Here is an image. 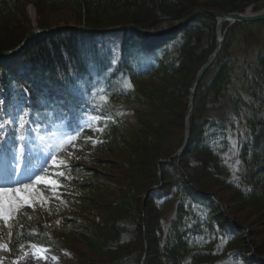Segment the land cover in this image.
Segmentation results:
<instances>
[{"label":"trees","instance_id":"1","mask_svg":"<svg viewBox=\"0 0 264 264\" xmlns=\"http://www.w3.org/2000/svg\"><path fill=\"white\" fill-rule=\"evenodd\" d=\"M29 1L35 5L38 14L44 17L45 21L39 22L40 28L53 27L54 22L50 16L67 7L69 3L80 8V23L83 22L85 16V26L96 29L125 24H134L148 29L163 21L181 20L199 8L191 3V0ZM259 1L262 0H223L219 3H212L209 7L222 12H243L247 7ZM8 2H13L14 13H17L22 20L24 12L15 0H0V9H5ZM263 6L264 4L256 5L254 10H259ZM108 12L115 15V18L106 14ZM48 15L50 16L47 17ZM102 18H106L107 21L102 23ZM251 26L264 28V21L238 22L227 29L215 62L202 76L195 91L196 94L200 89L207 90L208 85L213 83L215 88L212 89L211 94L214 97L224 95L230 99L228 105L232 117H225L228 113L226 111L220 117L214 114L205 117L200 115L195 119L190 117L189 146L192 147L198 142L199 150L204 151L202 162L215 173L217 178L223 183L252 195L254 191L250 186L251 176L247 175L252 157L257 151L254 142L264 123V48L253 55H250V52L244 55L236 53L238 52V34L249 30ZM21 27L20 21L17 23L14 18L10 17L6 21L0 19V52L19 45L33 30L31 27L20 29ZM115 34L117 36H113L114 39L111 41L114 42L112 48L108 38L112 33L109 32L98 33L64 28L33 35L21 50L9 55H0V102L3 104V102L20 98L23 104L28 103L31 108L40 111L43 110L41 107L43 104L48 110H44L42 121L66 119L71 125L78 115L95 114L94 110L100 111L99 116L101 117L107 116V109L110 108L112 102L117 100L137 102L139 106L145 103V98L158 101L162 103L158 104L159 118L154 120L153 114L137 110L138 121L143 130L136 132L137 137H134L131 142L123 140L131 147V152L135 155L139 166L146 168L149 161L155 158L168 159L172 155L168 152L171 146L168 148L166 145L168 137L163 136L169 122L172 125L179 121V118L175 117L173 112L175 107L172 104L182 93L183 82L188 81L190 77H192L191 83L193 82L196 74L214 50L217 20L214 17L200 14L179 30L172 32L169 37L154 39L150 45L145 42L147 36L136 29H122ZM243 37L244 34L239 40L241 41ZM262 39L264 41V32ZM143 45L147 49L144 53L140 48ZM251 56L256 57L253 59ZM239 63L244 66L239 67ZM177 76L183 82L162 88L150 85L142 88V91L141 89L137 91L133 84L135 78L154 79L158 83L168 84V81L174 82L173 78ZM234 89L236 92L232 95ZM23 90L26 92L20 94ZM105 96L107 97L106 102ZM194 104H197L196 100ZM146 117L152 118L153 122L143 120ZM180 122L182 134L179 140L182 144L185 130L183 116ZM117 124L118 121L113 122V126ZM112 130L114 131L113 128ZM86 134H91V130L84 129L81 137ZM193 135L197 138L196 140ZM234 140L237 147L233 146ZM119 147L117 138L110 139L107 135V141H104L97 149L116 153ZM226 151H235L241 158L236 176L227 160ZM176 162L177 159L173 158L170 163H162L160 166H174ZM74 170V174H77V169ZM176 171L180 177L171 174L169 179L172 181L166 180L164 187L171 189L174 195L180 193L179 197L182 200L179 202L180 205H177L178 213L172 219L167 235L161 240V245L166 246L165 252L168 255L167 258L161 255L164 261L160 264H218V258L224 255L225 257L233 256L236 262L240 260L249 247L240 248V250L227 247L233 239V234H228V224L230 225L231 222H226L225 228L220 230V233L216 229L212 231V228H215L214 224L218 223L216 219L221 218L215 216L212 207L216 196L204 188L207 185L195 179L191 182L186 181L180 169ZM167 175V172L162 169L161 178L166 179ZM69 178L74 179L75 176ZM69 178L67 180L69 185L77 184L84 193H94L95 189H98L95 185L81 184ZM165 188H161L164 191L162 192V205L173 199L171 194L168 195L165 192ZM193 188L196 191L194 195L191 193ZM68 191L74 193L75 190L68 189ZM155 192L157 193V190L152 189L149 193L151 198ZM251 195H243L242 201L250 203ZM133 214H138V210L134 209ZM100 217L103 219V225L99 226L102 237H99L94 244H90V248L94 254L101 257V260L87 259L84 263L140 264L143 256L139 248L121 249L119 245L129 241L124 238L126 230L129 229L126 225L128 221L135 224V229L130 230L138 235L137 239L145 240V236L148 235L145 221L142 225L140 217L127 216L119 211L106 217L104 215ZM21 221H17V228L13 232L12 251L22 244L37 239L30 221L27 218ZM216 234L228 242L220 252L215 251L217 248L214 242ZM174 238L182 239L178 248L175 245H168V242ZM229 249H234L236 252L231 254ZM255 252L257 255L263 254V250L258 247L255 248ZM148 262L149 258L146 257L144 264H149ZM249 264L264 263L255 259Z\"/></svg>","mask_w":264,"mask_h":264},{"label":"rangeland","instance_id":"2","mask_svg":"<svg viewBox=\"0 0 264 264\" xmlns=\"http://www.w3.org/2000/svg\"><path fill=\"white\" fill-rule=\"evenodd\" d=\"M222 1L223 0H191V3L202 9L215 10V8H210L209 5ZM17 2L24 12V14H22V16H24L22 20L17 13H14L13 2H8L5 9H0V19H5L6 21L10 17L14 18L17 23L20 21L22 25L20 29H26L28 27L33 29L39 28V22H44L45 20L43 16L38 14L35 5L29 0H15V3ZM105 4L107 3L105 2ZM261 4H264V0L247 7L244 12L255 13L264 11V6L259 10H254L256 5ZM79 13L80 8L75 4L69 3L67 7H64L61 11H57L54 15H48L47 17L50 16V19L54 22V24H52L53 26H80L84 24L83 22H81L82 24L80 23ZM106 14L110 13L108 12ZM110 15L115 18V15ZM117 19H119V17ZM102 20V23L107 21L106 18H102ZM177 21L178 20L170 22L163 21L148 29L154 32H160L176 24ZM224 26L225 24L222 26V29H224ZM65 28L73 27L68 26ZM177 30H179V28L172 32ZM117 31L120 30L109 32L112 33V35L108 37L110 42L114 39L113 36H117V34H115ZM172 32L161 37L149 38L146 42L150 45L154 39L167 38ZM263 32V27L251 26L249 30L247 29L243 33L238 34V52L236 53L244 55L246 52H250V55H253L256 54L255 52H260L259 50L264 48V41L262 39ZM242 34H244V37L240 41L239 38L241 39ZM97 41L99 42V37ZM113 43L114 42H111V48ZM140 48L143 53L147 51L144 45ZM255 57L256 56H251L253 59ZM242 65L241 63L238 64L239 67ZM191 79L192 77H190L188 81L183 82L181 78L177 76L173 78L174 82L168 81V84L158 83L154 79L135 78L133 80L135 90L137 91H140V89L142 91V88L149 87L150 85L162 88L173 83H184L182 93L175 103L172 104V106L174 105L175 107V109L173 108L175 117L177 116L179 121L172 125L169 122L170 125L168 124L167 129L163 132L165 134H163V136L168 137L166 145H168V148L171 146L168 151L172 154L171 156H173L175 151L177 152L182 145L180 144L181 140H179L182 134L180 129L181 125L179 124L181 123L180 118L182 116L184 119L186 118L189 107L191 84L193 83H191ZM212 84L210 83L208 85L207 90L200 89L195 94L194 102L196 100L197 104H193V109L190 114L191 119H195L200 115L205 117L213 114L220 117L225 114V111L228 112L225 117H232L230 106L228 105L230 99L226 98L224 95L214 97L211 94L212 89L215 88ZM235 92L236 90L234 89L232 95H235ZM145 100V103L143 105L141 104L142 106H139L140 104H137V102L129 103L124 100L112 102L110 108L107 109V116L102 117L101 122L100 117H97L95 120L91 119L95 117V115L81 118L79 121L80 124H91V134L84 135L79 141H76V138L72 143L65 145L60 155L56 154V151L50 150V146L57 144L63 139L64 137L62 134L64 133L75 135V133L68 130L64 123L59 125L52 124L49 128L41 126L38 122L36 124L31 123L26 126L24 131L19 130L15 124L8 127L11 133L7 134V144H10V146L0 151V180L10 174L14 166L17 172L21 173L19 178L21 180H27L26 177L31 175L33 171H36L49 155H56L58 160L67 162V167H52L49 168L46 173H42V175H51L62 171L65 175H51V178L56 180L59 187H46L43 184L35 186L38 198L33 201L34 206L22 207L17 213L16 219L9 222L10 231L12 233L11 236H9V226H5L4 222L0 221V243L8 245V250H5L9 253L11 259L17 256L22 250L26 248L33 250L32 246L37 245L49 249L45 255L56 257L60 264H85L84 261L87 259L99 261L101 257L94 254V251L90 248V244H94L99 237H102L100 236L102 231H100L99 226L103 225V219L100 216L104 215L106 217L112 215L115 211H119L125 213L127 216H134V218L140 217L142 225L144 223L143 221H145L148 227L147 237L144 234L145 240L142 238L140 240L137 239L138 235L132 232L135 229V224L128 221L126 225L129 229H125L126 233L124 234V238H127V240L129 239V241L120 244L119 247L121 249L131 250L139 248V250H141V253H139L142 254L143 257L145 256V258H149V264L162 263L164 258L161 257L164 255L167 258L168 254L165 252L166 246L161 245V240L167 235L170 229V223L178 213L177 205H180L179 202L182 200L179 197L180 193L174 195L171 193V189L165 188L164 186L166 180H171L169 179L171 178V174L180 177L176 171V169H180V173H183V177L186 181L191 182V180L195 179L205 184V186L207 185V188H204L209 193H213L216 196V200L212 202V207L215 211V216L221 218L216 219L218 225L214 224L215 228H212V231L216 229L217 232L220 233L225 228V223L230 221L231 224H228V234H233V239L227 247L238 250H240V248L249 247L247 249L248 251L243 254L240 259L243 264H249V262L255 261V259H259L264 263V123L260 129V133L256 136L254 144L256 145L257 151L256 155L252 157L251 167L248 168L250 174L248 172L247 176H251L250 186L254 191L251 195L242 192L238 188L232 187L230 184L223 183L222 180L217 178L214 175L215 173L202 162V154H204V151L199 150L198 142L192 147L188 146L187 151L184 152L182 156L175 158L177 162L174 166H160V158L149 161L146 168L139 166L135 155L131 152V147L128 143L125 144L123 140L131 142L134 140V137H137L136 132L143 130L141 123L138 121L137 110L143 111V113L153 114L154 120L159 118L160 112L158 110V104L161 105L162 103L147 98H145ZM21 109H23V112L20 111ZM94 109L95 108H93V110ZM25 114L26 111L24 107L14 103L13 106L5 112V120H3L2 115H0V121L6 123L10 119L14 120L18 115L25 116ZM25 119L29 120L27 116H25ZM143 120L153 122L152 118L149 117ZM226 120L229 121L227 118ZM115 121H118V124L113 126V122ZM97 128H102L103 131H96L95 129ZM17 135L26 136L27 140L15 141L16 143H13L12 140H14V137ZM107 135H109L110 139L113 137L117 138L120 149L116 150V153L97 149L104 141H107ZM195 135H193V137ZM194 139L196 140L197 138L194 137ZM94 141H99V143H94ZM68 145H71V147L67 148ZM236 145L237 143L234 140L233 146L237 147ZM249 145L251 144L249 143ZM233 149L236 150V148ZM225 155L234 172L233 174L235 176L238 175L237 171L240 166L239 163L241 162V158L235 151H226ZM16 160L20 161L18 165L15 163ZM74 169H77V174H74ZM162 169L168 174L166 179L165 177L161 178ZM159 173L160 177L158 176ZM73 175L75 176L74 179L69 178L74 177ZM157 176L159 177V183L157 182ZM68 178L81 184L95 185L98 189H95L96 192L94 191V193H84L77 184L73 186L69 185L67 182ZM27 181L29 184L33 183V181ZM154 185H157V188H154V191L157 190V193H153L151 198L149 193H151L152 190H150V188ZM162 187L165 188V192L168 193V195L171 194L173 198L172 201L164 205H162V192H164L161 190ZM68 189H73L75 191L72 193L68 191ZM65 193H67V195H64ZM191 193L193 195L196 194L194 188ZM243 195H251V202L242 201ZM122 204H124L123 207ZM134 209L138 210V214H133ZM99 210L103 213H99ZM23 218H27L28 221H30L34 229L33 233L37 236V239L22 244V247L20 246L15 251H12L13 232L15 228H17V221L22 222L21 220ZM162 231H164V233H162ZM181 240L174 238L171 242H168V245H175V247L178 248ZM214 242L217 246L215 249L217 252L225 248L228 243L225 238L222 239L217 234ZM257 247L263 250V254H256L255 248ZM229 250L231 254L236 252L234 249ZM218 259V264H241L239 263L240 260L236 262L233 256L225 257L224 255L220 256ZM31 260L36 262V264H46L49 262V259H39L35 255Z\"/></svg>","mask_w":264,"mask_h":264},{"label":"snow or ice","instance_id":"3","mask_svg":"<svg viewBox=\"0 0 264 264\" xmlns=\"http://www.w3.org/2000/svg\"><path fill=\"white\" fill-rule=\"evenodd\" d=\"M104 100L105 102L107 101L106 96L104 97ZM20 111L23 112V109ZM91 119L95 120L97 117H92ZM31 123L34 122L31 120H26L24 115H18L14 120L10 119L6 123L0 121V149H2L7 144V128L9 126L15 124L19 130H25L26 126L30 125ZM85 127H91V124L78 125L77 128L72 130L75 135L69 133L62 134L64 138L61 139L57 144L51 145L50 150H54L56 152L60 151L65 145L72 143V141L77 138L79 133H81ZM95 130L99 132L103 131L102 128H97ZM14 140L17 142L25 141L27 140V137L23 135H17L14 137ZM94 143H99V141H94ZM19 162V160H16V165H18ZM52 167H67V162L64 160H58L56 155H49L36 171H33L31 175L26 177L27 180L33 181V183L29 184L25 183L24 180H21L19 178L21 173L17 172L15 166L13 167L12 172L6 175L3 181H0V221H3L5 226H9V236L12 235L9 222L16 219V215L22 207L34 206L33 201L38 198L37 189L35 187L36 185L43 184L46 187H59L56 180L51 178V175L64 176V172L61 171L51 175H42V173H46L48 169ZM32 248L33 254L37 258L44 260L49 259V257L45 255L49 249L37 245H33ZM0 249L8 250V245L0 243ZM51 259L55 260L57 258L51 257ZM0 264H3L2 260H0ZM13 264H18V261H14Z\"/></svg>","mask_w":264,"mask_h":264},{"label":"water","instance_id":"4","mask_svg":"<svg viewBox=\"0 0 264 264\" xmlns=\"http://www.w3.org/2000/svg\"><path fill=\"white\" fill-rule=\"evenodd\" d=\"M200 14H205V15L214 17L218 20V25H217L218 38H217L216 45H215L213 52L209 55V57L207 58V61L202 65V67L200 68V70L198 71V73L196 74V76L193 80L191 91H190L189 107H188V110L186 113V118H185V135H184L183 143H182L180 149L173 156H170L169 159H161L159 162V165H161L162 163L170 162L173 158H177V157L182 156L184 154V152H186V150L189 146V140H190L189 116L191 114V110H192L193 104H194L195 89H196L198 83L200 82L202 76L207 72V70H209V68L215 62V60L219 54L223 39L225 37L226 31L223 33V35H221L220 29H219V24H221L222 22H228V27H230L237 22L264 21V11L255 12V13H253V12H222V11H217V10H207V9L198 8L195 11H193L192 13H190L189 15H187L185 18L178 20L176 24L172 25L169 28L161 30L160 32H154V31L142 28V27L134 25V24H125V25H120V26H115V27H105V28H97V29L96 28H88V27L84 26L85 22H86V18L84 16L83 17V24L84 25H80V26H77V25H71V26L70 25H59V26H53L50 28H40V27L34 28L32 31H30L25 36V38L22 40V42L19 45L15 46L13 48L1 51L0 55L13 54V53L21 50L24 47V45L26 44V42L35 34L45 32V31H49V30L61 29V28H65L68 26L76 28V29H84V30H88V31H92V32H109V31H116V30L132 28V29L139 30L140 32L146 34L147 36H149L151 38H154V37H161V36L169 34L173 30L178 29V28L186 25L189 21H191L193 18H195L197 15H200ZM154 188H157V185H154L152 188H150V190H152ZM144 260H145V256L143 257L141 264H144Z\"/></svg>","mask_w":264,"mask_h":264},{"label":"bare ground","instance_id":"5","mask_svg":"<svg viewBox=\"0 0 264 264\" xmlns=\"http://www.w3.org/2000/svg\"><path fill=\"white\" fill-rule=\"evenodd\" d=\"M223 25H224V22L219 24L220 30L222 29ZM46 256L49 257V262H47L46 264H60L57 259L55 260L51 259V257H53L52 255H46ZM32 258H34L32 249L26 248L25 250H22L13 259L10 258L9 253H7L5 249H0V260H2L3 264H11V263L13 264L14 261H18V264H36V262L31 260Z\"/></svg>","mask_w":264,"mask_h":264}]
</instances>
